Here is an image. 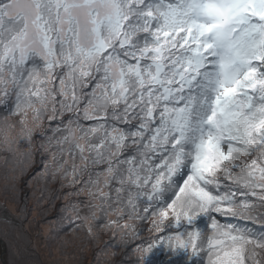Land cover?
Masks as SVG:
<instances>
[{"label":"snow or ice","instance_id":"6c2138e0","mask_svg":"<svg viewBox=\"0 0 264 264\" xmlns=\"http://www.w3.org/2000/svg\"><path fill=\"white\" fill-rule=\"evenodd\" d=\"M0 159L14 264L25 186L62 254L264 264V0H0Z\"/></svg>","mask_w":264,"mask_h":264},{"label":"rangeland","instance_id":"374dc122","mask_svg":"<svg viewBox=\"0 0 264 264\" xmlns=\"http://www.w3.org/2000/svg\"><path fill=\"white\" fill-rule=\"evenodd\" d=\"M4 165V162L2 159H0V166ZM1 172V171H0ZM2 182V180L0 181V183ZM6 182L3 180L2 184L4 185ZM58 187V185H56ZM27 187V186H26ZM29 187V186H28ZM2 190H4V188H0ZM25 189V188H24ZM38 190V189H37ZM0 199H9L8 195H6L5 193L0 192ZM1 206V203H0ZM10 208L13 209V212L16 211V206L14 205L13 202H10V200H8V205ZM11 209V210H12ZM28 216H27V220L29 222H31V228L32 231L29 233L31 239H32V244L29 246L27 253H25L23 255V260L28 262V264H56L57 261H64V264H67V259L72 258V248L71 250H69V248L67 249V251L62 254L61 251L57 250V247H52L50 250V258H48V260L50 262H47L45 259L46 257V251L45 250V245H44V240L47 239L48 234L50 233V230L45 228V227H39L38 225H43V223L41 221L38 220V217H41V212L36 209L35 213L33 212V208L28 207ZM44 216H46L44 214ZM12 218L15 219V223L18 224L19 223V219L17 218V216H11ZM42 221H44V219H41ZM38 228L40 230H42V232H37ZM57 245V244H56ZM1 252V249H0ZM91 253V252H90ZM87 256V260L84 259V257L79 258L83 264H95L96 262L94 261V256L93 254H86ZM39 258H41L39 260ZM17 259H19L18 257H16L14 255V250H8L6 248V253H5V258L2 256V254L0 253V264L6 263V264H10L11 262H15ZM107 258L105 257V259H102L101 264H104L105 260ZM79 264V263H78Z\"/></svg>","mask_w":264,"mask_h":264},{"label":"trees","instance_id":"16d2710c","mask_svg":"<svg viewBox=\"0 0 264 264\" xmlns=\"http://www.w3.org/2000/svg\"><path fill=\"white\" fill-rule=\"evenodd\" d=\"M0 171H1V172H0V181L2 180V182H3V180L5 181V171H6V169L4 168V165H1V166H0ZM9 171H10V169H9ZM2 182L0 183V188H4V187H5V184L3 185ZM5 182H6V181H5ZM50 187H52V188H56L57 186H56V185H51ZM0 192L5 193L4 190H2V189H0ZM38 192H39V189L37 190V194H38ZM20 196H21L22 201L26 198V200H27V207H31V208H33V212H34V213H35V210H36V209H38V210L41 212L42 209H43L44 207H47L46 204H41L40 206H37V205H36L35 200H34V198H33V188H32V187H28V186L26 187V186H25L24 192H22V193L20 194ZM8 197H9L8 200H10V202H13V201H12V197L9 196V195H8ZM8 200H7V199H0V203H1V206H0V219H2V218H4V217H7V218L11 219L12 222H13L14 224H16V223H15V222H16L15 219L12 218L11 216H14V215L16 216L17 207H16V211L13 212V209L10 208L9 206H7V205H8ZM14 205H15V204H14ZM15 206H16V205H15ZM11 209H12V210H11ZM45 215H46V216H43V217H42V216H41V217H38V215H37L38 220L41 221L43 224H44V222H45L47 219H50V218H51V216L53 215V213H47V214H45ZM17 218H18V217H17ZM41 219H44V221H42ZM37 232H42V230H40V229L38 228ZM50 235H51V233H49L47 239L44 240V245H45V250H44V251H46V257L43 258V259H45L47 262H50V261L48 260V258L51 257V256H50V255H51V254H50V250H51V248L57 246V245L52 241V239H50ZM4 243H5L6 248H7L8 250H12V249H13L9 243H7V242H4ZM69 250H71V247H69ZM89 254L92 255V253H90V252H89ZM79 258H81L80 255H75V256L72 255V258L67 259V264H78V263H79V264H83V262H82ZM40 259H41V258H39V260H40ZM84 259L87 260V256H84ZM98 259H99V264H101V261H102V259H105V256H100ZM65 261H66V260H64V261H57L56 264H64ZM94 261H95V262L97 261L96 257L94 258ZM105 261H106V260H105ZM8 264H9V263H8ZM10 264H14V262H11ZM95 264H97V262H96Z\"/></svg>","mask_w":264,"mask_h":264},{"label":"water","instance_id":"95a60500","mask_svg":"<svg viewBox=\"0 0 264 264\" xmlns=\"http://www.w3.org/2000/svg\"><path fill=\"white\" fill-rule=\"evenodd\" d=\"M0 248H1V254L5 258L6 251H5V244H4V242L0 243ZM2 264H6V263H3L2 262Z\"/></svg>","mask_w":264,"mask_h":264}]
</instances>
